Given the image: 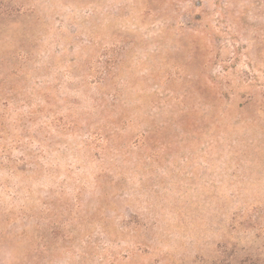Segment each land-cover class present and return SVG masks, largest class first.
Returning a JSON list of instances; mask_svg holds the SVG:
<instances>
[{"label":"rangeland","instance_id":"obj_1","mask_svg":"<svg viewBox=\"0 0 264 264\" xmlns=\"http://www.w3.org/2000/svg\"><path fill=\"white\" fill-rule=\"evenodd\" d=\"M0 264H264V0H0Z\"/></svg>","mask_w":264,"mask_h":264}]
</instances>
